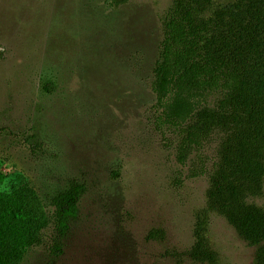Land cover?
Instances as JSON below:
<instances>
[{
  "label": "rangeland",
  "instance_id": "rangeland-1",
  "mask_svg": "<svg viewBox=\"0 0 264 264\" xmlns=\"http://www.w3.org/2000/svg\"><path fill=\"white\" fill-rule=\"evenodd\" d=\"M171 4L0 0V129L11 132L0 137V191L29 183L53 214L60 192L85 187L61 253L51 229L22 264H200L189 253L219 140L203 164L181 165L156 120L153 69ZM208 246L219 264L255 262L257 248L216 214Z\"/></svg>",
  "mask_w": 264,
  "mask_h": 264
},
{
  "label": "trees",
  "instance_id": "trees-1",
  "mask_svg": "<svg viewBox=\"0 0 264 264\" xmlns=\"http://www.w3.org/2000/svg\"><path fill=\"white\" fill-rule=\"evenodd\" d=\"M162 26L152 81L156 120L174 138L181 165L194 155L203 164L201 153L219 140L190 257L219 264L208 246L216 214L257 248L254 264H264V207L254 202L264 197V0H172ZM8 131L0 129V137ZM24 137L41 150L37 136ZM84 192L71 184L53 199L52 214L29 183L0 191V264H22L51 229L52 250L61 253Z\"/></svg>",
  "mask_w": 264,
  "mask_h": 264
}]
</instances>
